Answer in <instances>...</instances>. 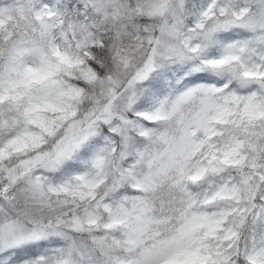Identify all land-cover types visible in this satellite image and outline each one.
Returning a JSON list of instances; mask_svg holds the SVG:
<instances>
[{
	"label": "snow or ice",
	"instance_id": "1",
	"mask_svg": "<svg viewBox=\"0 0 264 264\" xmlns=\"http://www.w3.org/2000/svg\"><path fill=\"white\" fill-rule=\"evenodd\" d=\"M0 264H264V0H0Z\"/></svg>",
	"mask_w": 264,
	"mask_h": 264
}]
</instances>
